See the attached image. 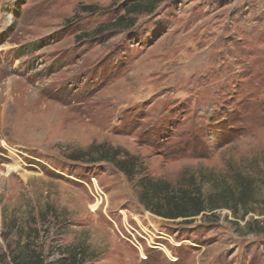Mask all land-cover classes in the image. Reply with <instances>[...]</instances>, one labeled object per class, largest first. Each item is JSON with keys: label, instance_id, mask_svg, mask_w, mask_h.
I'll list each match as a JSON object with an SVG mask.
<instances>
[{"label": "rangeland", "instance_id": "obj_1", "mask_svg": "<svg viewBox=\"0 0 264 264\" xmlns=\"http://www.w3.org/2000/svg\"><path fill=\"white\" fill-rule=\"evenodd\" d=\"M136 1L0 0V264H264V0H164L114 26ZM99 145L132 177L71 160ZM145 178L206 212L153 214Z\"/></svg>", "mask_w": 264, "mask_h": 264}, {"label": "trees", "instance_id": "obj_2", "mask_svg": "<svg viewBox=\"0 0 264 264\" xmlns=\"http://www.w3.org/2000/svg\"><path fill=\"white\" fill-rule=\"evenodd\" d=\"M164 0H144L136 1L130 6L125 8L124 16H122L114 26L127 25L128 22L130 27L134 26V21L132 18L143 15L152 14L156 7L162 3ZM90 7H87L88 10ZM126 18H130L126 21ZM103 145L92 146L86 152L79 153L76 157H72L73 162L81 161L83 159L89 158L92 154H89L93 150L100 152V156L97 160H109L112 164H115L116 168L122 172L126 177L131 178V172L135 168V164H131L126 160L116 161L120 153L115 151H102ZM132 162V161H131ZM142 187L146 188V193L141 195V198L146 203L151 212L157 216L165 219L176 220L184 219L185 221L189 218H195L200 214L206 212V202L201 197L200 194H194L193 192L184 189L180 191H172L171 187L167 183L153 182L150 179L145 178L140 182ZM249 186L244 187V192L248 190ZM221 198H224L223 196ZM165 204L164 212H162V204ZM24 249L17 253H12L10 263L11 264H81V255L79 253H71L66 258H60L51 262H46L43 257L33 251Z\"/></svg>", "mask_w": 264, "mask_h": 264}, {"label": "bare ground", "instance_id": "obj_3", "mask_svg": "<svg viewBox=\"0 0 264 264\" xmlns=\"http://www.w3.org/2000/svg\"><path fill=\"white\" fill-rule=\"evenodd\" d=\"M13 169H16V168H13ZM96 206L93 207V209L95 208Z\"/></svg>", "mask_w": 264, "mask_h": 264}]
</instances>
